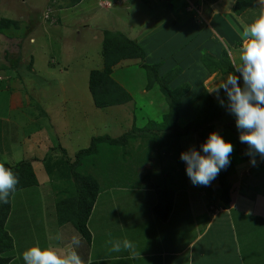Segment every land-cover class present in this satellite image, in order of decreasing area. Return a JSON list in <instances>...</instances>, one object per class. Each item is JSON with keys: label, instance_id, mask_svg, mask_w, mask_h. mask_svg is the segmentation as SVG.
<instances>
[{"label": "rangeland", "instance_id": "374dc122", "mask_svg": "<svg viewBox=\"0 0 264 264\" xmlns=\"http://www.w3.org/2000/svg\"><path fill=\"white\" fill-rule=\"evenodd\" d=\"M167 1L81 0L69 5L70 0H0V18H9L18 23L17 28L10 25L8 29L0 30V160L4 161L7 157L5 161L16 163L23 158L42 159L54 148L48 153L49 161L50 157L56 159L54 156H60L58 145L69 156H73L79 149L87 147L93 136L109 135L115 138L127 131L135 132L129 136L128 143L124 146L113 148L102 143V153H96L92 157L97 158L96 160L78 166V169L88 168V171L98 177L101 185L91 219L97 248L107 246L111 250L109 240H123L128 231L133 230L128 240L134 238L140 241L143 237H150L155 245L152 250H160L162 232L175 229V224L163 229L154 226L156 216L151 211V206L156 202L157 186L154 192L150 190L152 193L147 189L146 198L144 187L138 186L139 182L146 174L145 181L158 182L159 174L161 172L162 175L163 171H181L178 178L183 177L186 181L188 175L182 171L186 170V162L181 160V152L193 147L202 152V145L199 144L201 140L196 134L180 137L165 135L161 137V141L157 133H150L159 128L162 116L166 114L167 104L164 96L160 95L158 84L155 83L150 89L146 88L145 70L139 64L122 61L114 66L113 77L132 95V99L125 104L97 107L88 88L90 71L102 67V32L105 29L119 30L132 38L139 34L138 38L149 34L146 37L148 42L159 35V39L167 43L163 51L175 49L178 53L190 33L189 28L195 33L194 27L184 25L182 21L193 14L196 22L203 19L195 11L191 12L195 10L193 1L186 0L188 3H185V0H173L170 3L174 4L175 11L170 10V7L167 9ZM204 1L207 5L212 0ZM255 2L248 9L246 22L232 12L224 15L223 20L218 19L226 33L222 48L226 47L236 62L241 41L233 26H239L241 22L247 23L258 14L264 5L259 0ZM232 3V0H226L220 6L224 4L227 10ZM220 6H215L214 10L221 11ZM177 16H180L177 20L184 26L182 31L171 30L169 27L156 33V27H152L150 32L142 33L149 26L158 24L157 27H162L165 22L173 21ZM232 39L237 40L231 42ZM169 65L172 63L166 66ZM164 72L166 70L160 71L161 74ZM226 76L213 74L203 82V86L209 88L211 93L210 90ZM237 76L243 86L241 74ZM183 82L186 80L181 83ZM219 97L227 103L226 94ZM220 104L219 101V107L222 108L223 105ZM227 116L231 120L230 124L236 125L235 115L228 112ZM227 116L222 121L217 120L214 127L225 124ZM193 118V114L188 118L186 115L178 117L177 123L184 128ZM230 131L226 135L230 137V141L236 140L238 147L229 158L231 163L242 160L241 156L250 158L247 154L248 145L239 143L237 136L231 129ZM207 138L206 136L205 139ZM52 153L54 155L51 156ZM146 154H150L147 159ZM39 161L33 164L38 184L15 192L11 198L12 210L6 227L14 239L16 263L13 264H24L22 253L33 244H56L47 237L49 234H56V230H62L53 217L52 201L57 196L55 192H58L59 186L69 187L71 179L60 175L57 167L48 168L49 165ZM258 161H262L260 157ZM262 164L264 161L259 167ZM234 165L228 175L229 183L234 180L231 178L233 171H236ZM259 170L260 168L253 171ZM244 177L241 178L244 180L240 186L245 188L246 184L255 181V187L263 185L264 188V177L260 173L257 178ZM178 178L180 186L183 180ZM212 182L203 193L208 192L210 201L217 205L218 184L215 179ZM188 188L191 190L189 186ZM186 196L184 191L176 192L173 218L179 224L184 223L183 215L190 214V207L184 202ZM254 199L255 195L252 200ZM130 215L132 218H129ZM187 221L188 219L185 222ZM139 223L140 227L137 226ZM69 226L72 231L65 232L64 237L67 239H70L73 232L77 234L72 225ZM248 245L245 243L246 251L251 246ZM254 247L257 250V244ZM259 247L263 250L264 244ZM250 253L255 255L253 249Z\"/></svg>", "mask_w": 264, "mask_h": 264}, {"label": "crops", "instance_id": "0c3cea01", "mask_svg": "<svg viewBox=\"0 0 264 264\" xmlns=\"http://www.w3.org/2000/svg\"><path fill=\"white\" fill-rule=\"evenodd\" d=\"M225 1L226 0H212L206 5L204 0H200V5H194L195 12L199 15V18L203 19V23L201 21H197L198 23L196 22L194 17L195 14H193V16L190 15V18L182 21L184 25L194 27L195 33L190 31L189 28L190 33L183 43L184 45L180 47L178 53H176L175 49L163 51V48L166 47L164 45H167V43L166 41H163V39L160 40L159 35L153 37V39L149 42L146 38L149 36V34L143 36L142 38H138L140 34L133 37V39L138 41L143 46L146 53L147 62L153 63L162 61V65L159 68V74H161V70L167 71L168 69L175 66H179L180 68L182 67L181 73L170 83L172 87L179 85L184 80L190 83V90L183 96L182 99L181 110L178 116L180 118L184 117L185 115L188 118V116L191 114H193L195 117L194 110L189 103L191 98L203 88H206V86H203V82L207 80V78L213 74L217 75V73H209L205 69L200 57L204 51L218 54L222 49V44L226 39V33H224V27H222L218 19L223 20L224 15L232 12V7L234 4V0H232L233 3L230 4V7L226 10V6H223L224 4L220 6L221 3ZM228 1L230 2V0ZM215 6H220L221 11L214 10ZM248 9L242 12V14L238 15V17H241L245 22L247 19L246 15ZM172 10L175 11V8ZM192 11L193 10H191V12ZM179 17L180 16H177L173 21L165 22L162 27L159 26L160 29L157 27L158 24L156 26H149V29H147V27V30L145 29L142 33L144 34L145 32H150L152 27H156V33L162 32L164 29H168L169 27H171V30L182 31L184 26L179 20H177ZM248 22L250 21L248 20ZM156 33L154 35H156ZM190 35L192 36L189 37ZM235 40L237 39H232L231 42H234ZM170 62L172 65L166 66ZM164 63L165 65H163ZM177 81L179 83H177ZM206 89L209 91V88ZM220 93L225 95L224 91H221ZM211 94L219 105L221 97H218L216 93L212 91ZM225 105H227V103L224 102L223 106ZM165 112H167V108ZM228 112L230 111H227L223 114L221 121L224 118L226 119ZM230 123L231 120H229L227 116L225 124H218L217 128L214 129V131L221 134L222 137L228 141H230V137H227L230 129L226 127V125ZM230 142L233 144L234 151L238 150L236 140ZM258 157L260 156L257 154L255 157V165L251 163V157L244 158L242 156V160L233 163V165L235 164L234 166L236 167V171H233L234 173L231 175V178L233 177L234 180H232V183H230L231 202L228 208L222 207L220 198L218 199L217 205L212 203L209 198V193L205 192L208 195L203 193L204 190H206V186L192 185L189 176H187V182L182 179L183 183L180 186H178L179 183L177 181L179 176H173V178H170L172 180L171 186L175 188L170 215L166 221H161L154 216L155 219L153 224L154 226H157V229H163L164 227H169V225L172 226L175 224V226H173L175 229L170 228V231L168 230L167 232H162L163 234L161 235H163V241L159 243L160 250H152L155 245H153V241L149 239L150 237H143V239L140 241H137V239L134 240V238H132L131 241L134 240L133 243L137 246V249L135 250L136 254L134 256L131 255L127 250L113 252L109 250V247L107 248V246H105V248L98 246L97 248L94 241V233L92 231L93 224L91 222V219H93L94 215L93 209H95L94 207L97 206L94 203L91 214L87 220V226L91 233V242L87 244L79 235V233L73 228V230L82 238L81 247L78 249L79 254L85 261V264H88L89 261H91L92 264H264V249L262 250L259 247L260 244H264V188L263 185H257V187H255V181L246 184L245 188L239 185L244 180L241 179L243 176H245L244 178H248L249 176L257 178L256 176H258L260 173V175L264 177V164L259 167V164L264 161V158L260 157V161H262L259 162ZM36 162H38V160ZM258 168H260V172H255L258 170ZM166 173L163 172L161 175L160 172V181L158 182L145 181L147 174L143 176V180L139 182L138 186H142V188L144 187V196L146 198L147 189L149 192H154L155 186L158 187L165 185L164 180L167 178ZM184 173H187L186 170H184ZM256 173L258 174L256 175ZM188 186L191 188V190H189ZM151 187H153V189H151ZM139 189H141V187ZM180 191H184V193L187 195L184 199V202H186L187 206L190 207V214L183 215L184 218L182 219H184V223L182 224L177 223V220L175 221V218H173L176 192ZM254 191L255 193H253ZM254 195L256 196V199L252 200ZM147 204H149V200L147 201ZM51 209L53 213V206ZM118 210L122 212L120 208H118ZM132 215H130L129 218H132ZM121 217H119V220L122 221ZM187 219L188 221L185 222ZM124 224H126L125 221ZM69 225L71 224L58 226L62 227L61 233L63 232V236L66 231H72L70 230L72 228H70ZM137 226L140 227V223ZM246 228L248 230H245ZM123 231L124 229L122 230V233ZM132 231L133 230H129L123 239H128L132 234ZM134 231L136 230L134 229ZM124 234L125 232L123 235ZM72 235H74V232ZM69 240L70 239L64 237L63 242L55 241V245L64 246ZM245 243L249 244L248 246L251 245L247 251L244 248ZM256 244L257 250H255L254 247ZM251 249L255 251V255L250 253ZM11 253L13 255V259L9 264L16 263L14 262L15 253L13 250Z\"/></svg>", "mask_w": 264, "mask_h": 264}, {"label": "trees", "instance_id": "16d2710c", "mask_svg": "<svg viewBox=\"0 0 264 264\" xmlns=\"http://www.w3.org/2000/svg\"><path fill=\"white\" fill-rule=\"evenodd\" d=\"M79 1L81 0H70L71 4L69 5L76 4ZM192 1L195 4H199L200 2V0H191V2ZM255 1L256 0H235L232 12L236 15H240L252 6ZM170 2L174 1L168 0L166 7L167 9L170 7V10H172L174 9V4ZM186 2L185 0V3ZM171 5L173 6L171 7ZM10 25H13L15 28L18 27L16 21L9 18H0V30L8 29ZM102 33V67L92 69L88 77V88L94 104L97 107L121 105L132 99V95L127 89L113 77L114 66L122 61H132V63L139 64L138 66H141L142 70H145L147 79L146 88L150 89L155 83L158 84L160 95H163L166 99L167 112L162 116V122H160L159 128L153 131L151 130L150 133H157L156 135H158V137L160 136V138L165 135L180 137L196 134L201 140L199 143L201 146L207 140L205 137H208L209 134L214 131L215 122L222 119L223 114L229 111L227 105L220 108L212 94L206 88H203L192 97L189 102L192 109H194V120L188 123L184 128L180 127L177 124V119L181 110L183 96L190 90V83L183 82L175 87H172L170 83L181 73V68L175 66L168 69L163 74H159L162 61L153 63L147 62L145 50L138 41L119 30L105 29ZM200 60L209 73H217L220 75H228L229 73H234L235 75L239 74L234 69L232 65L234 60L230 56L229 50L226 48H222L218 54L204 51V53L202 52ZM29 64L31 67L32 61H30ZM160 127H162V129ZM226 127L234 132L239 142L240 130H238L236 125L227 124ZM157 131L161 132L159 133ZM133 133L135 134L133 130L127 131L115 138L109 135L93 136L90 144L76 151L73 156H69L66 150L58 145L60 156H54L56 159H51L50 157L49 161L47 160L48 153L53 151V148L46 153L42 159L39 157L34 159L23 158L16 163H9L5 160H0V162H4L6 167H10L18 176L19 183L16 186L15 192L38 184L33 167V164H35L38 159L41 160V164L45 163L47 166L49 165L48 168L51 166L53 168L57 167L58 171H60V175L62 174L65 179H71L69 187H64L65 185L59 186L58 192H55L57 196L55 195L56 198L53 200V217L58 225L71 224L83 240L89 244L91 242V233L87 226V220L101 190V185L98 177L88 171V168L85 170L81 166L82 168L78 169V166L82 163H92V161L96 160L97 158L92 157L96 153H102V143H106L113 148L121 145L124 146L128 143L129 136ZM113 148H111V150ZM241 152L244 151L242 150ZM52 155L54 154L52 153L51 156ZM149 155L150 154H146L145 158L147 159ZM39 160L38 162H40ZM232 167L233 164L230 161L229 165L222 168L215 178L223 208H228L231 202V185L228 181V175ZM180 172L181 171H177L175 173L173 171L166 173L167 178L164 180L165 185L158 186L155 189L156 202L152 206L151 211L161 221H166L168 219L173 205L175 188L171 186L172 180L170 178H173V176H180ZM178 179L182 181V178ZM14 193L10 195L8 203H0V264H9L13 259L11 251L14 248V241L13 236L6 227V223L12 210L11 198Z\"/></svg>", "mask_w": 264, "mask_h": 264}, {"label": "clouds", "instance_id": "9594fccd", "mask_svg": "<svg viewBox=\"0 0 264 264\" xmlns=\"http://www.w3.org/2000/svg\"><path fill=\"white\" fill-rule=\"evenodd\" d=\"M259 3L264 5V0H259ZM233 27L240 37L241 47L238 62L234 61L232 65L241 74L243 86L237 75L229 73L210 91L218 97L221 89L225 92L227 108L235 115L236 127L240 130V142L248 145L247 154L255 165L257 154L264 158V7L250 22H241L239 26ZM220 102L224 105L223 98ZM201 147L202 152L193 147L181 152L180 158L186 162L187 175L194 185L209 186L220 170L229 165L234 147L216 131L209 134ZM4 159L7 160V157ZM18 183L16 173L0 162V203L9 202ZM47 239L63 242L64 236L57 232L49 234ZM108 242L113 252L127 250L133 256L136 254L134 243L128 239ZM81 244L82 238L78 234L72 235L64 246L33 244L22 253L24 264H85L78 252Z\"/></svg>", "mask_w": 264, "mask_h": 264}]
</instances>
